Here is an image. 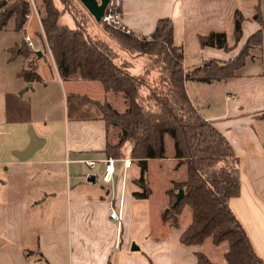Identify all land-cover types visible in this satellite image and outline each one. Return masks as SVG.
I'll list each match as a JSON object with an SVG mask.
<instances>
[{"label": "crops", "instance_id": "1", "mask_svg": "<svg viewBox=\"0 0 264 264\" xmlns=\"http://www.w3.org/2000/svg\"><path fill=\"white\" fill-rule=\"evenodd\" d=\"M236 11L244 18L240 41ZM121 13L123 25L139 37H149L160 19H169L188 73L209 61L233 60L260 30L253 17L264 19V0H125ZM217 32L226 34L228 51L201 47L200 37ZM15 45H0V264H197L195 252L204 244H181L187 226L172 227L160 217L162 232L144 230L137 240L132 208L142 191L134 163L123 195L121 162L113 183L102 182L109 133L92 101H105L109 92L97 81L63 79L52 58L50 66L41 63L42 52L35 62L39 81L28 82L20 76L23 57L10 58ZM250 53L232 78L184 85L198 113L239 159L241 190L229 203L264 262V30L261 47ZM87 161L97 164L91 168ZM152 161L164 168L161 160H148L147 179ZM112 198L123 207L120 231L108 217ZM132 245L138 250L131 251Z\"/></svg>", "mask_w": 264, "mask_h": 264}, {"label": "trees", "instance_id": "2", "mask_svg": "<svg viewBox=\"0 0 264 264\" xmlns=\"http://www.w3.org/2000/svg\"><path fill=\"white\" fill-rule=\"evenodd\" d=\"M60 1L64 3V0ZM43 4L42 28L59 75L63 79L78 77L97 81L107 92L124 95L127 109L123 113L109 103H92L101 110V118L107 127L113 126L120 132L116 144L108 140L106 157L114 160L130 158L140 164L141 178L137 182L142 192L137 197L148 198L150 191L144 186L148 160L166 157L165 137L169 136L174 145L172 157L176 168L186 166L187 177L167 191L170 207L161 215V220L178 228L177 216L182 207L188 205L192 210V222L180 234L181 244L201 245L212 237L215 244L228 242L229 249L225 253L228 264H264L254 252L247 232L229 203L241 190L239 159L235 158L225 137L198 113L184 85L189 80L211 83L232 78L250 56L251 48L261 47L264 19L258 13L253 17L261 28L249 37L233 60L226 63L209 61L186 73L182 51L174 44L169 19H160L149 37L113 31L105 42L85 35L77 21L75 29L61 25L62 15L55 0H43ZM27 11L23 1L7 6L6 0H0V29L13 18L16 31L21 30ZM243 21L240 11H236L237 41L241 39ZM146 38L150 40L146 41ZM199 40L201 47L229 49L225 33H210ZM24 48L11 49L10 58L31 55ZM119 53H129L132 60L122 59ZM145 57L147 60L140 73L134 72L136 62ZM28 64L20 76L28 82L39 81L36 63L29 60ZM125 144L130 147L127 157ZM179 190L184 191V196L174 206ZM195 256L197 264H215L202 252H195Z\"/></svg>", "mask_w": 264, "mask_h": 264}, {"label": "rangeland", "instance_id": "3", "mask_svg": "<svg viewBox=\"0 0 264 264\" xmlns=\"http://www.w3.org/2000/svg\"><path fill=\"white\" fill-rule=\"evenodd\" d=\"M17 1H23L27 4L28 11L25 14V23L22 26L21 30L16 31L15 21L13 18H11L5 28L0 30V45L3 47H8L14 46L15 43H18L17 45H15V47L17 46L21 50L24 47V49H28L31 55H29L27 58L23 57L25 61L24 69H26L29 65V60H32L33 62H37L39 60L35 55V52L38 50L43 53V56L40 57L41 63H46V65L50 66L54 61L52 62L53 59L51 60L52 57L49 52V46L47 45L45 33L42 28V19L43 17H45L43 0H6V3L8 6ZM56 5L62 10V17L60 18L61 25H68V27L70 26V28H74V21H77L78 23H80V26L78 25L79 28L83 30L85 35H88L90 38H99L107 42L113 31L122 33L114 28L106 27L104 24H96L92 16L88 14L79 0H64V3H62L63 9L59 0H56ZM74 15L77 19L74 17ZM25 34L31 36V40L33 46H35L36 51L30 49L24 43L23 37ZM145 40H150V38H146ZM142 41L144 40L142 39ZM111 46L113 47V45ZM119 54H121L120 57H122V59L132 60L129 53ZM146 60L147 57L143 58V60L141 61L138 60V62H136L134 71L140 73ZM18 61L19 63H21L22 60ZM97 103H109L113 109H116L120 113L125 112L127 109V102H125L124 95L122 93H113L110 91L105 101H100ZM99 112L102 113L101 110H99ZM108 133L109 142L111 144H116L119 139V130L113 126H110L108 128ZM165 145L166 157L161 160L164 168L161 170L160 165H158L159 163H156V161H152L151 163H149V173L147 175L148 179H144V186L149 189V191H151V194H149L150 196L146 199L139 198V200L134 203V207L132 208L134 213L133 221L136 220L137 222L135 221V223L139 227V231L136 234L138 241L143 238L141 237V235L144 230H146V232H149V230H151L152 234L162 232V229L160 230L158 228V226H160V217L164 213V211H166L170 207L168 204L169 196L167 194V191L169 189H173L174 184L184 182L187 177L186 166L182 165L179 168H176V162L174 163V160L169 156L171 153H173L174 150V145L172 144V140L169 136L165 137ZM124 147L127 157L130 147L127 144H125ZM133 162V173H138L140 179V164L135 160H133ZM173 164L175 165V167L171 168ZM191 218V208L188 205H184L179 215L177 216L179 227H188L192 222ZM202 244H204V246H202L201 248L203 250L199 252H202L208 258V260L209 257L205 254L204 251H206L208 255L211 256L212 261L220 264H228L225 260V253L229 249L227 241L215 244L213 243L212 237H209ZM209 261L212 262L211 259Z\"/></svg>", "mask_w": 264, "mask_h": 264}, {"label": "built area", "instance_id": "4", "mask_svg": "<svg viewBox=\"0 0 264 264\" xmlns=\"http://www.w3.org/2000/svg\"><path fill=\"white\" fill-rule=\"evenodd\" d=\"M31 1V0H27ZM125 0H109L108 4L106 5L104 9V15L101 18V23L104 24L106 27L114 28L116 30H119L122 33H131L130 29L128 27H125L122 23V13H121V6L122 3ZM23 41L30 49L35 50V46H33L31 36L28 34H25L23 37ZM36 51V50H35ZM37 52V51H36ZM35 52V53H36ZM36 55V54H35ZM118 162L122 163V166L120 170L117 172V177L121 181V192L122 195L124 194V186L127 179V172L133 165V160L130 158H123V159H117L114 160L112 158H104L100 161V163L104 164V171L102 173V182L105 184H111L113 183L114 176L116 174L115 164ZM86 164L94 168L97 163L94 161H87ZM122 198V197H121ZM110 211L108 213L109 220L116 225L118 230L120 231V228L122 226V214H123V207L122 203L120 201L119 206L115 207L114 204V198L111 199V205H110Z\"/></svg>", "mask_w": 264, "mask_h": 264}, {"label": "water", "instance_id": "5", "mask_svg": "<svg viewBox=\"0 0 264 264\" xmlns=\"http://www.w3.org/2000/svg\"><path fill=\"white\" fill-rule=\"evenodd\" d=\"M109 0H79L80 3L83 4V6L86 8V10L88 11L89 14H91L93 16V18L96 20V22H101V18L104 15V9L106 7V5L108 4ZM37 57L41 56L42 53L41 51L36 52ZM89 181L94 182L95 178H93V176H90ZM184 196V191L183 190H179L178 194H177V199L174 203V206H177L179 200ZM138 250V246L137 245H132L131 247V251H135Z\"/></svg>", "mask_w": 264, "mask_h": 264}]
</instances>
